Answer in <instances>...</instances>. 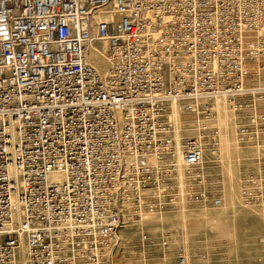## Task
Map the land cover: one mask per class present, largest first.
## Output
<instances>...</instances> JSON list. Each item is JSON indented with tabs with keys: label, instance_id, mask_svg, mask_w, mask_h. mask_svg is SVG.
<instances>
[{
	"label": "built area",
	"instance_id": "obj_1",
	"mask_svg": "<svg viewBox=\"0 0 264 264\" xmlns=\"http://www.w3.org/2000/svg\"><path fill=\"white\" fill-rule=\"evenodd\" d=\"M263 79L264 0H0V264H113L127 223L219 207L218 104L264 160Z\"/></svg>",
	"mask_w": 264,
	"mask_h": 264
},
{
	"label": "rangeland",
	"instance_id": "obj_2",
	"mask_svg": "<svg viewBox=\"0 0 264 264\" xmlns=\"http://www.w3.org/2000/svg\"><path fill=\"white\" fill-rule=\"evenodd\" d=\"M223 104L218 109L230 120L232 154L228 163L220 154L219 167L208 171L220 189L221 205H184L187 211L207 212V220L180 217V206L151 215V225L144 218L127 223L117 232L120 248L113 264H176L179 255L186 264H264V160L258 145L236 141L232 115ZM245 182L253 192L248 201L241 195Z\"/></svg>",
	"mask_w": 264,
	"mask_h": 264
},
{
	"label": "bare ground",
	"instance_id": "obj_3",
	"mask_svg": "<svg viewBox=\"0 0 264 264\" xmlns=\"http://www.w3.org/2000/svg\"><path fill=\"white\" fill-rule=\"evenodd\" d=\"M96 53H93L91 55L92 59H93V63L95 65V67L99 70L102 71L106 66H107V61L105 59V57H103L101 54L98 53L99 49L96 48ZM221 103V102H220ZM223 104V103H222ZM224 105V104H223ZM225 107V106H224ZM219 113H218V118H219V124H220V128L224 131V134L221 135V144H220V154L222 156V158L224 160H226V162L228 163L229 161V157L231 156V150H232V146H231V139L229 137H227V128L230 127V120L226 117L224 109L222 107H219L218 109ZM231 114V113H230ZM232 115V114H231ZM233 120V117H232ZM233 132L235 131V126L233 123V128H232ZM180 175V174H179ZM181 176V175H180ZM55 179H58L59 177L57 176H53ZM180 180H182L181 177H179ZM182 209L180 214V217L182 218H189L192 215H197V216H201L203 219L207 220L208 217V213L207 212H199V211H192V210H186L185 206H181L180 210ZM141 221L143 222V218L141 219ZM153 222L151 216H146L144 217V223H146V225H151ZM117 235V234H116ZM119 236V235H118ZM17 260V264H25V245L22 243L19 253L16 257Z\"/></svg>",
	"mask_w": 264,
	"mask_h": 264
}]
</instances>
